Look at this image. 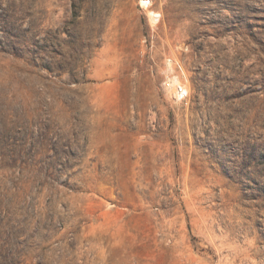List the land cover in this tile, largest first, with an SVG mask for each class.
Returning <instances> with one entry per match:
<instances>
[{"label": "rangeland", "instance_id": "rangeland-1", "mask_svg": "<svg viewBox=\"0 0 264 264\" xmlns=\"http://www.w3.org/2000/svg\"><path fill=\"white\" fill-rule=\"evenodd\" d=\"M150 1L0 0V264H264V0Z\"/></svg>", "mask_w": 264, "mask_h": 264}, {"label": "built area", "instance_id": "built-area-1", "mask_svg": "<svg viewBox=\"0 0 264 264\" xmlns=\"http://www.w3.org/2000/svg\"><path fill=\"white\" fill-rule=\"evenodd\" d=\"M141 8H148L151 6L150 0H139L138 2ZM149 18L154 23H157L160 19V14L150 11ZM180 64L171 57L165 59V67L163 70L164 79L162 81L163 88L169 93L170 97L182 104H187L190 98L189 90L186 84L183 82L182 77L179 74Z\"/></svg>", "mask_w": 264, "mask_h": 264}]
</instances>
